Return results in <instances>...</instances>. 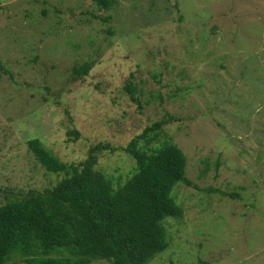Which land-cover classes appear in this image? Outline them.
<instances>
[{
  "label": "rangeland",
  "instance_id": "374dc122",
  "mask_svg": "<svg viewBox=\"0 0 264 264\" xmlns=\"http://www.w3.org/2000/svg\"><path fill=\"white\" fill-rule=\"evenodd\" d=\"M0 61V206L64 177L30 140L68 164L108 145L96 169L117 186L135 172L123 148L166 120L150 144L178 145L191 185L148 264H264V0H0Z\"/></svg>",
  "mask_w": 264,
  "mask_h": 264
},
{
  "label": "trees",
  "instance_id": "16d2710c",
  "mask_svg": "<svg viewBox=\"0 0 264 264\" xmlns=\"http://www.w3.org/2000/svg\"><path fill=\"white\" fill-rule=\"evenodd\" d=\"M110 10L115 0H93ZM4 65L0 61V67ZM92 63L75 68L86 76ZM131 101L142 107L133 83ZM162 120L149 126L123 151L135 160V172L117 186L96 169L110 149L99 143L79 164L65 163L41 140L28 142L35 159L50 173L64 174L52 188L16 195L0 206V264L19 256L24 264H148L170 246L169 218L181 220L184 209L172 192L187 179V157L172 141L158 147ZM144 142V143H142ZM170 264H175L171 262Z\"/></svg>",
  "mask_w": 264,
  "mask_h": 264
}]
</instances>
